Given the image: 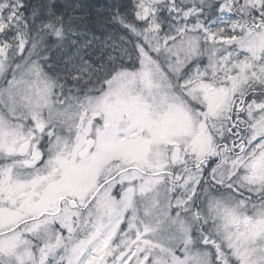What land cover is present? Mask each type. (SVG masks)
<instances>
[{
	"label": "snow or ice",
	"instance_id": "snow-or-ice-1",
	"mask_svg": "<svg viewBox=\"0 0 264 264\" xmlns=\"http://www.w3.org/2000/svg\"><path fill=\"white\" fill-rule=\"evenodd\" d=\"M0 264H264V0H0Z\"/></svg>",
	"mask_w": 264,
	"mask_h": 264
}]
</instances>
